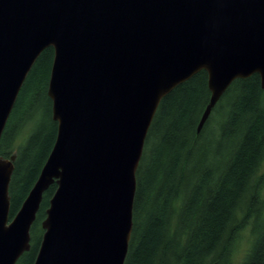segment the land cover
I'll use <instances>...</instances> for the list:
<instances>
[{"label": "water", "instance_id": "95a60500", "mask_svg": "<svg viewBox=\"0 0 264 264\" xmlns=\"http://www.w3.org/2000/svg\"><path fill=\"white\" fill-rule=\"evenodd\" d=\"M49 48L56 139L13 219L17 153L0 155V264L31 249L54 184L34 264H125L136 174L162 100L207 72L200 134L236 80L257 74L264 90V0H0V142Z\"/></svg>", "mask_w": 264, "mask_h": 264}, {"label": "trees", "instance_id": "16d2710c", "mask_svg": "<svg viewBox=\"0 0 264 264\" xmlns=\"http://www.w3.org/2000/svg\"><path fill=\"white\" fill-rule=\"evenodd\" d=\"M53 59L54 50L49 48L36 61L0 142L1 156L17 153L10 185L11 219L35 184L56 139L57 123L52 119V138L48 137L44 152L35 154L38 135H32L31 121L45 94L52 116L47 90ZM210 95L208 74L202 71L162 100L136 174L133 231L125 264H233L246 229L251 244L242 264H264L260 76L236 80L198 134ZM56 189L54 184L44 194L31 230V249L17 264L28 259V264H34L44 234L42 222Z\"/></svg>", "mask_w": 264, "mask_h": 264}, {"label": "rangeland", "instance_id": "374dc122", "mask_svg": "<svg viewBox=\"0 0 264 264\" xmlns=\"http://www.w3.org/2000/svg\"><path fill=\"white\" fill-rule=\"evenodd\" d=\"M52 116H51V107L50 103L45 96L42 97L40 104L38 105L37 110L34 112L32 121H31V130L33 133L32 135L37 134L38 135V140L36 143V149H35V154H39L45 151V148L48 144V137L51 136L54 133V128H53V123H52ZM26 145V144H25ZM52 145V144H51ZM49 146V150H50ZM45 154V157L43 158V161H41L39 165V169L42 166V163L44 162V159L47 157L48 152ZM35 159V155L31 156V162ZM261 196L264 200V185L261 190ZM32 234V233H31ZM33 240V237H32ZM32 242V241H31ZM251 244V237L249 233V229L244 230L240 238L238 240L237 248L234 252L233 256V264H242L244 257L250 247ZM29 260V259H28ZM26 260L24 263L28 264L29 261ZM21 263V264H24Z\"/></svg>", "mask_w": 264, "mask_h": 264}, {"label": "bare ground", "instance_id": "6f19581e", "mask_svg": "<svg viewBox=\"0 0 264 264\" xmlns=\"http://www.w3.org/2000/svg\"><path fill=\"white\" fill-rule=\"evenodd\" d=\"M18 263V262H17ZM214 263V262H213Z\"/></svg>", "mask_w": 264, "mask_h": 264}]
</instances>
